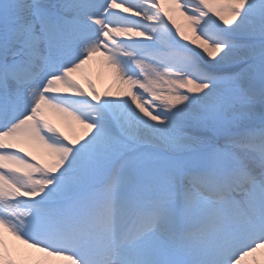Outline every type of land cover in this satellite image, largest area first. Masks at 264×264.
Masks as SVG:
<instances>
[{
    "label": "snow or ice",
    "instance_id": "obj_1",
    "mask_svg": "<svg viewBox=\"0 0 264 264\" xmlns=\"http://www.w3.org/2000/svg\"><path fill=\"white\" fill-rule=\"evenodd\" d=\"M261 250L264 0H0V264Z\"/></svg>",
    "mask_w": 264,
    "mask_h": 264
},
{
    "label": "bare ground",
    "instance_id": "obj_2",
    "mask_svg": "<svg viewBox=\"0 0 264 264\" xmlns=\"http://www.w3.org/2000/svg\"><path fill=\"white\" fill-rule=\"evenodd\" d=\"M174 19L176 20L177 24H180L182 27L185 26V21L182 20L181 16L178 14L174 15ZM84 72L88 73L89 75L86 76ZM76 78L79 79L81 83H86V81L91 80L95 86L102 91L110 89L115 92L119 90L120 87V85L117 84V82L111 77L103 65L98 61H94L90 65L86 66L81 73L76 74ZM52 118L54 122L58 124V126H61L65 131H69L70 133V130L63 121H61L56 116H53ZM256 259L257 258L255 257V260ZM246 264H254L253 258H246Z\"/></svg>",
    "mask_w": 264,
    "mask_h": 264
},
{
    "label": "rangeland",
    "instance_id": "obj_3",
    "mask_svg": "<svg viewBox=\"0 0 264 264\" xmlns=\"http://www.w3.org/2000/svg\"><path fill=\"white\" fill-rule=\"evenodd\" d=\"M181 18H182V20H184L183 17H181ZM84 74H85L86 76L89 75V74L86 73V72H84ZM98 86H99V85H98ZM119 88H120V87H119ZM254 256L257 258L256 261H258L259 264H264V250H261L260 252L254 254Z\"/></svg>",
    "mask_w": 264,
    "mask_h": 264
}]
</instances>
